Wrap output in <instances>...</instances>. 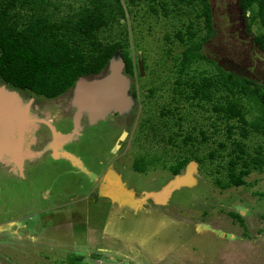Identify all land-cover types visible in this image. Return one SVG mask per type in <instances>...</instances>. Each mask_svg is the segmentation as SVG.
Listing matches in <instances>:
<instances>
[{
    "label": "rangeland",
    "instance_id": "1",
    "mask_svg": "<svg viewBox=\"0 0 264 264\" xmlns=\"http://www.w3.org/2000/svg\"><path fill=\"white\" fill-rule=\"evenodd\" d=\"M49 1L57 7V17L86 2ZM119 1L124 17L103 29L99 38L119 41L131 59L132 74L122 73L132 104L90 126L80 118L79 136L65 146L70 155L61 147L53 154L57 157L61 148L73 166L38 158L39 142L29 146L35 156L24 160L30 164L25 179L8 175L13 164L5 158L7 169L2 171L7 174L0 173V264H264V166L250 170L243 186L217 188L215 179L226 182L231 149L225 125L236 126L213 110L225 93L218 91L209 102H201L185 98L189 90L183 87L181 93L174 90L176 80L215 76L214 64L264 87V53L251 40L257 24L247 30L238 0H207L213 30L201 43V55L213 64L200 60L181 67L185 43L175 33L185 39L190 22L195 40L204 36L202 18L195 17L199 5L189 10L168 3L166 14L154 5V14L142 0L133 6ZM105 73L104 68L84 79ZM5 89L20 104L33 98L30 116L61 131L69 129L73 88L52 100ZM241 103L248 119L256 115L251 103ZM34 136L43 142L47 138L43 127ZM232 138H239L235 128ZM242 144L251 157L261 147L264 157L260 135L250 133ZM182 158L187 164L173 175L169 168ZM136 160L141 172L132 169ZM81 165L86 175L76 170Z\"/></svg>",
    "mask_w": 264,
    "mask_h": 264
},
{
    "label": "trees",
    "instance_id": "2",
    "mask_svg": "<svg viewBox=\"0 0 264 264\" xmlns=\"http://www.w3.org/2000/svg\"><path fill=\"white\" fill-rule=\"evenodd\" d=\"M140 0H128L133 6ZM147 3L148 11L155 14L154 5H159L161 13L168 12L167 4H184L189 10L199 5L196 19L202 18L204 36L195 40V30L189 22L185 26L186 38L180 32L175 33L178 41L185 43L180 53L179 65L185 67L196 61L205 60L201 55V43L212 33L211 9L207 0H142ZM238 9L249 31L252 23L257 24L258 32L251 37L253 44L264 53V0H238ZM49 7H52L49 9ZM57 7L49 0H0V83L18 92H27L34 97L52 100L68 91L79 77L99 74L116 50H119L124 68L131 75L133 64L119 41L106 42L99 33L118 23L124 17L119 0H86L77 10L64 17H57ZM189 14V12H188ZM213 64V63H212ZM215 76H201L181 82L176 80L178 93L183 87L189 90L185 98L209 102L218 91L222 103L213 106L214 112L226 123L235 121L236 126H226V136L230 140V156L227 160L226 182L214 180L219 189L240 187L243 178L250 170H259L264 166L262 148L254 150L255 156L246 154L242 140L250 133L264 138V87L256 85L244 76L223 71L216 64ZM182 71V69L178 70ZM253 105L256 113L247 118V110L241 100ZM234 128L239 135L232 138ZM201 138L203 135L201 133ZM186 137L185 141H190ZM220 149L223 144H218ZM212 157V154L209 155ZM197 161V159H196ZM182 158L169 168L173 175L187 164ZM133 171L141 172L136 160ZM238 224L243 220L237 213H229Z\"/></svg>",
    "mask_w": 264,
    "mask_h": 264
},
{
    "label": "water",
    "instance_id": "3",
    "mask_svg": "<svg viewBox=\"0 0 264 264\" xmlns=\"http://www.w3.org/2000/svg\"><path fill=\"white\" fill-rule=\"evenodd\" d=\"M124 63L119 56V50L113 54L106 64L105 75L86 81L79 77L73 84V99L71 105L74 108L72 116V129L67 134H59L42 120H37L29 114L30 101L20 104L18 96L14 92H6L5 85L0 86V158H10L20 170L22 162L35 156L29 152V146L33 143L32 133L36 130V123H44L51 130V149H56L70 142L79 135L80 118L85 117L90 125L103 121L110 113L122 114L132 104L126 95L128 79L122 73ZM123 137V134L120 138ZM54 153V154H55ZM10 154V155H8ZM7 162V159L3 160ZM12 163V162H11Z\"/></svg>",
    "mask_w": 264,
    "mask_h": 264
},
{
    "label": "flooded vegetation",
    "instance_id": "4",
    "mask_svg": "<svg viewBox=\"0 0 264 264\" xmlns=\"http://www.w3.org/2000/svg\"><path fill=\"white\" fill-rule=\"evenodd\" d=\"M72 88V87H71ZM69 92H70V89L68 90ZM67 92V91H66ZM65 92V93H66ZM65 93H63V94H65ZM62 94V95H63ZM20 95V94H19ZM61 96V95H60ZM59 96V97H60ZM70 98V97H69ZM54 99H56V98H54ZM29 100H30V104H29V109H30V107L32 106V104H33V98H30L29 97ZM70 102V101H69ZM69 104V103H68ZM73 112H74V110H73ZM70 116V115H69ZM69 124H70V126H69V129L67 130V131H61V130H59L56 126H53V124H49L51 127H52V129H54L56 132H58L59 134H67V133H69L70 132V130L72 129V120H71V122H70V117H69ZM36 126H37V128H36V130H34V132L32 133V136H33V143L31 144V145H34V143H35V145H37V142H39L38 143V145H39V150H40V155L38 156V158H49L50 160H62V161H64V162H67L69 165H71V166H73L72 164H71V162L64 156V155H62L60 152H62V150H64V152L65 153H68L67 152V150H65V146L67 145V144H69L70 142H67V143H65V144H61V148H62V150H61V148H60V152H58V156L56 157V156H53V154H54V152H53V150L51 149V146H50V144H51V140H52V135H51V130L49 129V127L46 125V124H44V123H41V122H39V123H36ZM88 126H90V124L88 125ZM87 126V127H88ZM44 128L45 129V132H46V134H47V138H49V140H48V142H47V138H45V140H44V142H43V140H42V138H40L39 140H36V139H38V137L37 136H34V135H37V133L41 130V128ZM83 127V126H82ZM81 130V129H80ZM35 132H36V134H35ZM80 132V131H79ZM79 136V135H78ZM30 145V146H31ZM47 148L49 149V151L47 150ZM61 154V155H60ZM8 155H10V154H8ZM38 155V154H37ZM68 155H70L69 153H68ZM72 155V154H71ZM34 156H31L30 158H29V160L30 161H32V160H34V158H33ZM56 157V158H55ZM66 158V159H65ZM3 160H5V159H2V161H1V163H0V173L1 172H4V171H2V169L4 170H6L7 168L6 167H4L2 164H4L5 162H3ZM10 160H11V162H12V164H13V168H12V170H13V172H11V171H9L10 173L8 174V175H13L14 177H18V175H19V177L20 178H26V176H25V174H27V172L24 174V171H25V168L28 166V165H30V164H28V159H26L27 161L25 162H23L22 163V165H21V168H20V170H18L17 169V167L14 165V163H13V161H12V158H10ZM34 164V163H33ZM81 167L84 169H82V168H77V167H75V169L77 170V171H81V172H83L85 175H86V170H85V168H84V166H82L81 165ZM87 169V168H86ZM15 170V171H14ZM88 170V169H87ZM4 173H6V172H4ZM11 173H13V174H11ZM7 174V173H6ZM5 174V175H6ZM94 175V174H93Z\"/></svg>",
    "mask_w": 264,
    "mask_h": 264
}]
</instances>
